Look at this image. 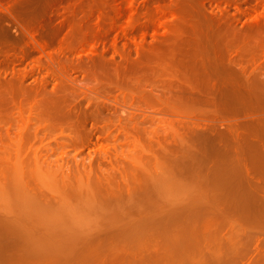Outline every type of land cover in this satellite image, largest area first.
<instances>
[{
  "label": "rangeland",
  "instance_id": "1",
  "mask_svg": "<svg viewBox=\"0 0 264 264\" xmlns=\"http://www.w3.org/2000/svg\"><path fill=\"white\" fill-rule=\"evenodd\" d=\"M217 67L225 71L220 69L224 71L220 73ZM235 69L244 71L241 78L264 80V0H0L1 194L18 192L15 196L20 199L27 190V194L31 192L25 186L19 194L24 187L21 183L28 181L29 174H36L43 180L39 181L43 190L51 185L49 192L58 185L50 194L61 187L71 191L70 184L84 192L78 201L69 195L71 200L65 198L68 206L60 204L67 216L70 211L73 216L78 211L89 216V210L95 211L90 199L95 196L100 197L98 201H106L109 195L118 194L116 206L108 199L109 205L101 199L98 206H121L125 217L109 213L105 218L102 213L103 217L98 218L96 212L101 207L96 206L93 218L83 221V214H78L76 223L72 221L76 216H68L70 225L65 230L79 232L68 242L60 241L61 235L50 242L2 241L7 232L3 230L0 264L254 261L261 235L259 224L249 223L247 218L260 202L253 197L256 191L252 185L257 184L258 191L264 194V171L251 174L248 182L229 166L215 169V173L211 165L208 168L189 163L179 147V134L188 130L184 125L192 127L203 111L213 108L206 100L213 95L208 87L222 77L230 78ZM202 98L207 104L199 101ZM238 117L244 119L245 114L241 112ZM220 121L223 126L230 122L219 120V124ZM87 188H93V192ZM131 188L133 193L128 196L127 189ZM94 190L100 195L95 192L89 198ZM85 192L90 193L86 195L88 202ZM34 196L33 202L29 197L24 200H30L31 205L30 201L27 204L41 211V200ZM67 200L79 202L78 210H71L78 204L70 206ZM16 201L7 205L19 210ZM98 201L95 202L99 204ZM53 204L42 206L54 208ZM83 204L85 210L89 204L87 213L81 209ZM66 207L70 209L68 213ZM126 207L132 210L128 213ZM108 223L116 228L129 226V231L117 239L103 233L108 239L102 235L97 240L92 231L107 229ZM260 240L264 244V236ZM108 245L121 246L116 247L119 254L97 253L111 247ZM49 248H69L71 252L44 253ZM77 249L84 250L77 253ZM128 251L133 257L124 255Z\"/></svg>",
  "mask_w": 264,
  "mask_h": 264
},
{
  "label": "bare ground",
  "instance_id": "2",
  "mask_svg": "<svg viewBox=\"0 0 264 264\" xmlns=\"http://www.w3.org/2000/svg\"><path fill=\"white\" fill-rule=\"evenodd\" d=\"M221 59V58H220ZM202 62V61H201ZM204 62V61H203ZM218 62V61H217ZM219 64H220V62H219ZM210 65V64H209ZM208 66V65H207ZM235 66V65H234ZM207 68V67H206ZM210 68V67H209ZM211 68H213L212 67V65H211ZM215 68V67H214ZM224 68V67H223ZM220 69H222V68H219L218 69V67H217V70H219L218 72H220ZM226 69V68H225ZM209 70V69H208ZM217 70H215L214 72H216V73H218L217 72ZM222 70H224V69H222ZM226 70H228V69H226ZM206 71V70H205ZM225 71V70H224ZM223 71V72H224ZM229 71V70H228ZM227 71V72H228ZM235 72L233 73V70H232V73H233V75L232 74H230L231 75V77L229 78L227 75V77H228V79H226V77H225V79L222 77L221 79H218L216 82H213L208 88H209V90H211V92L213 93V95L212 94H210V95H212L211 97H208L209 99H206L205 98V96H204V98L206 99V100H208L209 102H208V105H211L213 108L211 109V110H209V111H207V109H206V111L203 113L202 112V114H201V116L203 115V114H207L209 117H211V120H210V118L208 117L207 118V115L205 116V115H203L204 117H206V118H204L203 117V119H202V117L199 115V113H198V119H199V117H200V120H198L197 122H192L193 124V126L192 127H190L191 125H188L189 123H187V125L185 124L184 126H188V127H190V128H188L187 127V131H182V132H185V134L184 135H182L181 133V135L179 134V138H180V145H179V147H180V150L182 151V154H183V156H184V158H185V160H187V161H189V163H191V162H197V164H199V166H208V168H209V165H211V166H213L212 168L214 169H207V170H213V172H215V173H217L216 172V170L215 169H217L218 170V168L220 169V168H224L223 166H229V167H231L234 171H236V173H238V174H240L239 176H241V175H243V178H244V176L246 177L245 179H247V182H248V180H249V178L251 177V174H257V173H259L261 170H263L264 171V161H262V160H264V80H261L260 78L259 79H255V81H253V80H251L250 78H241L243 75H244V71L243 70H240L239 72H237V70L235 69L234 70ZM199 72V71H198ZM213 72V73H214ZM222 72V71H221ZM220 72V73H221ZM222 72V73H223ZM231 72V71H230ZM210 74L212 73V72H209ZM209 73H208V75H209ZM216 73L214 74V75H216ZM206 74V73H205ZM213 75V74H212ZM220 75H222V76H224L223 74H220ZM195 76V75H194ZM218 76H219V74H218ZM218 76H215L216 78H218ZM211 77V76H210ZM212 77H214V76H212ZM211 77V78H212ZM220 77V76H219ZM215 78V79H216ZM209 79V78H208ZM213 79V78H212ZM202 80V79H201ZM211 82V81H210ZM205 84V83H204ZM202 86V85H201ZM207 86V85H206ZM189 87V86H188ZM192 87V86H191ZM196 87V86H195ZM204 88V87H203ZM197 90V89H196ZM200 90V89H199ZM208 90V89H207ZM209 90L207 91V92H209ZM201 91V90H200ZM203 91V90H202ZM186 92V91H185ZM199 93V92H198ZM203 93V92H202ZM206 94V93H205ZM210 95H208L207 94V96H210ZM206 96V97H207ZM195 98V97H194ZM199 98V97H198ZM201 99V98H200ZM199 99V101H203V102H205L206 100L205 99H203L202 98V100H200ZM197 100V99H196ZM205 100V101H204ZM194 101H195V99H194ZM187 102V101H186ZM190 102H192V100H190ZM180 103V102H179ZM193 103V102H192ZM190 104V103H189ZM195 104V103H194ZM199 104V103H198ZM206 104H207V101H206ZM204 105H205V103H204ZM167 109V108H166ZM204 109V108H203ZM249 109H252L253 110V112L252 113H250L249 112ZM182 111V110H181ZM178 112V111H177ZM185 113H186V111H184ZM184 112H183V114H184ZM199 112H201V111H199ZM241 112H243L244 114H245V118L243 119L242 117V119H240L238 116H239V113H240V115H241ZM174 113H176V112H174ZM189 113V112H188ZM177 114V113H176ZM178 114H180V113H178ZM177 114V115H178ZM193 115H194V113H192ZM224 114H226V116H224ZM191 115V114H190ZM181 116H182V114H181ZM189 116V115H188ZM192 116V115H191ZM196 118H197V116H195ZM192 118V117H191ZM195 119V118H194ZM180 120V119H179ZM219 120H223V121H225V120H229L230 122L229 123H227V124H225L224 126H223V123L221 122V124H219L218 123V121ZM184 121V120H183ZM192 121V120H191ZM203 121V122H202ZM180 122V121H179ZM217 122V123H216ZM183 123H185V122H183ZM219 124V125H218ZM221 127H223L222 129H224V127H225V130H222L221 129ZM185 130H186V127H185ZM177 133V132H176ZM175 134V133H174ZM176 138V137H175ZM178 143H177V145H178ZM176 144V143H175ZM91 146V145H90ZM96 151V150H95ZM179 153V152H178ZM178 156V155H177ZM183 158V159H184ZM191 161V162H190ZM193 164V163H192ZM228 167V168H229ZM203 168V167H202ZM26 170V169H25ZM200 170V169H199ZM202 170V169H201ZM205 170V169H204ZM203 170V171H204ZM30 171H32V170H30ZM220 171V170H219ZM225 171L227 172L228 170H226L225 169ZM33 172V171H32ZM213 172L211 171V173L213 174ZM223 172V171H222ZM222 172H221V174H222ZM229 172V171H228ZM26 173V172H25ZM34 173H35V171H34ZM214 173V174H215ZM219 173V172H218ZM29 174V173H28ZM27 174V175H28ZM209 174H210V172H209ZM30 175V174H29ZM27 176L28 177V181H29V179H30V184L28 183V181H26L25 182V184L22 182H20L21 184H23V186L24 187H21V189L19 190V194H21L20 193V191L21 190H23L24 188H25V186H27V188L31 191L30 193H33L31 196L29 195L30 193L28 192V194H27V191L24 193L23 191V195L21 196L22 198H23V200L24 199H26V198H28L29 196V199L33 202L34 200H32V198L33 199H35L34 197V195H36V197H38L40 200H41V211H40V209H38V210H36L35 208H32V207H30V205H31V201L30 200H24V202L26 203H24L23 202V200H21V197H20V199H18L19 198V196H18V198H17V196H15V195H17L18 194V192H15V194H14V197H16V198H14L12 195V193H10V195L12 196H10L9 194H4V191L2 192V194H1V191H0V194L2 195V197L0 196V200H2V198L4 199L3 201H1L2 202V204H4V205H1V202H0V232L1 233H5L4 231L5 230H7V232H6V234H4L5 236L3 237V238H1V235L3 236V234H0V238L2 239V241H3V239H4V241H11V242H28L29 240L31 241V240H33V241H35V240H37V241H41V240H43V241H45V240H49V242H50V240H52V239H56V237H58V238H60L61 236H62V238H61V240L60 241H62V242H68L69 241V239H71V240H73V238H74V235L76 236H78V234L77 233H79V232H77L75 229H74V231L73 230H71L72 228V226H70V228L71 229H67V230H65L66 229V227L67 228H69L68 227V225H70V223H69V221L70 220H66V217H68V216H73L72 215V211H70V213H69V215L67 216L66 214H65V207L64 206H61L60 204L63 202L64 203V205H66L67 203H66V199L65 198H67V196H69L70 195V197H71V195H73V200H74V196H75V200L76 201H78L77 200V197L78 196H81V194H84V192L83 191H81L80 189V187L78 188V190H77V187L76 186H74L73 184H70V185H72L71 186V191H69V189H68V187H66V188H63V187H61L60 188V190H59V188H57L58 190V192H55L54 194H50V190H51V192H52V189H55L58 185H56V187H52V189L50 188V190H49V192L47 191L48 189H49V187H51V185L50 186H48V189L46 188V190H43V188H41L42 187V183H39V181H40V178H38L37 179V177H39V176H36V174L34 175V174H32V176L30 175V176ZM38 175V174H37ZM55 175V174H54ZM216 175H218V174H216ZM220 175V174H219ZM35 177L36 176V178H34V180L31 178V177ZM46 176V178H47V175H44V177ZM52 176V175H51ZM17 178H19V176L17 177ZM45 178V179H46ZM55 177H53V179H54ZM22 179V178H21ZM81 179H83V178H81ZM15 180H16V178H15ZM37 180H38V182H37ZM49 180V179H48ZM55 180H57L56 178L54 179V181L53 182H56L57 183V181H55ZM21 181V180H20ZM32 181H34V182H32ZM41 181H43V180H41ZM40 181V182H41ZM68 181V180H67ZM82 181V180H81ZM99 181V180H98ZM249 181H251V180H249ZM36 182V183H35ZM76 182V181H75ZM109 182H111V181H109ZM28 183V184H27ZM83 183V182H82ZM81 183V184H82ZM254 183H257V182H255L254 181ZM20 184V185H21ZM98 184V183H97ZM129 184V183H128ZM53 185V184H52ZM55 185V184H54ZM53 185V186H54ZM77 185V184H76ZM82 185H84V184H82ZM87 185H88V182H87ZM217 185V184H216ZM13 186V185H12ZM22 186V185H21ZM29 186V187H28ZM45 186V183H43V187ZM11 187V186H10ZM45 187H47V184H46V186ZM75 187V188H74ZM23 188V189H22ZM72 188H74V189H72ZM85 188V187H84ZM84 188H82V189H84ZM108 188V187H107ZM106 188V189H107ZM110 188V187H109ZM108 188V189H109ZM9 189V188H8ZM40 189H42V190H40ZM62 189V190H61ZM65 191H64V190ZM88 189V188H87ZM87 189H86V192H87ZM92 189V190H91ZM91 189H88V192L90 191H92L93 192V188H91ZM134 189L135 188H133V191H134ZM164 189V188H163ZM162 189V190H163ZM252 189H253V192H257V195L255 196V193H253V197H254V199H256V201L257 202H259V204L257 205V207H256V211H253V212H255L254 214L252 213V214H250L251 215V217L250 216H248L249 215V212L246 214H243V215H245V217L247 218V216L249 217V218H251V219H249V218H247V220H248V222H249V220L250 221H253V222H255L256 224H257V226H258V224H259V226H260V224H261V226L259 227H257L258 228V230L260 231L259 233H260V235L261 236H264V227H263V223L262 222H264V194H262V193H260L258 190V185L257 184H253L252 185ZM2 190V189H1ZM3 190H5V188L3 189ZM10 190V189H9ZM56 190V189H55ZM66 190L68 191V192H66ZM85 190V189H84ZM127 190H129L128 191V196H131V193H133L132 192V188H131V190L130 189H127ZM11 191V190H10ZM13 191H15V190H13ZM45 191V192H44ZM62 191V192H61ZM106 190H104V192H105ZM116 191V190H115ZM125 191V190H124ZM215 191V190H214ZM46 192H48L49 194H47ZM85 192V196L87 195H90V193L89 194H87ZM96 191L94 190V193H91L92 194V196L90 195L89 196V198H92L93 196H94V194H96L95 193ZM53 193V192H52ZM121 193V192H120ZM146 194H147V192H145ZM107 194V193H106ZM109 194V193H108ZM4 195V196H3ZM5 195H7V196H5ZM8 195L10 196V197H8ZM25 195H27V197H25ZM52 195V196H51ZM97 195L99 196L100 194H98L97 193ZM96 195V196H97ZM112 195V194H111ZM115 195V194H114ZM86 196V197H87ZM97 196V197H98ZM108 196V195H107ZM116 197L118 196V194L117 195H115ZM210 196H211V194H210ZM221 196V195H220ZM9 199V201H8V199ZM25 197V198H24ZM85 197V198H86ZM113 196H110L109 195V197H107V199L109 200V202H111V204L115 201L116 203H113V205H117V202H118V200L117 199H119V197H117V199H116V197H113ZM12 198V200L10 201V199ZM88 197H87V202L89 201L88 199H89ZM94 198H96L95 196L93 197V199L91 200L90 199V202H89V204H90V207L91 206H93V208H95V211H94V209L92 210V211H90L89 210V204H87V206L88 207H86V209L87 210H89V212H91V213H89L87 210H85V204L87 203L86 201H85V199L83 198L82 199V197L80 198L81 200H83L84 201V203L85 204H83V207H84V209H83V207L81 208L82 209V211L83 212H85V213H87V214H90L89 216H84V213H79V211L78 212H76L78 209L77 208H79L78 206H79V202H75V203H77L76 205L77 206H74L75 205V203H73V201L72 202H69V200H71V198L69 199V197L67 198V199H69V200H67L68 202H69V204L71 203H73V205H71L70 204V206H74V207H70L71 208V210H73L74 208H76V209H74V210H76V211H74L73 213L74 214H76V213H78L79 214V216L80 215H82V217H81V219H83V221L84 220H86L87 218H89L90 216L92 217V213H94V212H96V210L98 209V208H96V207H101L100 208V210L98 209V212H96V215H97V217L99 218V216L100 217H105V216H107V215H109V213H110V215H118V216H121V217H124V213H122L121 212V210H122V208H121V206H120V209L119 208H107L105 205H102V206H98V205H101L102 203L100 202L101 201V199H103V198H101L100 199V201H98L99 199L98 198H100V197H98V198H96V200H94ZM109 198H111V199H113V200H111V199H109ZM114 198H115V200H114ZM123 198H125V197H123ZM5 199H7V200H5ZM16 199L17 201V203L20 205V206H18V208H19V210L18 209H15L14 207L12 208V206H9L10 204L12 205V202H14V200ZM52 199H53V201L54 202H56V204H58V205H60L59 207H57L56 208V204L54 203H52ZM55 199V200H54ZM98 199V200H97ZM106 199V201L108 202V200ZM210 199V198H209ZM81 200H79L80 202H81ZM104 201H105V199H103ZM130 200V199H129ZM250 200V199H249ZM6 201V202H5ZM8 201V202H7ZM30 201V205L29 204H27V202H29ZM82 201V202H83ZM92 201H93V203L95 204H93L92 203ZM98 201V203L99 204H97L96 202ZM106 201H105V204H108V203H106ZM134 201V200H133ZM213 201V200H212ZM9 202H10V204H9ZM15 202V203H16ZM20 202H23V203H20ZM81 202V203H82ZM132 202V201H131ZM208 202V201H207ZM206 202V203H207ZM246 202V201H245ZM248 203H249V201H247ZM5 203H6V205H5ZM7 204H9V205H7ZM46 205V206H49V205H55L54 206V208L53 207H48V208H44L42 205ZM110 204V203H109ZM108 204V205H109ZM123 204H124V202H123ZM128 204V203H127ZM213 204V203H212ZM243 204H244V202H243ZM24 205V206H23ZM26 205H27V207H26ZM63 205V204H62ZM126 205V204H125ZM242 205V204H241ZM14 206V205H13ZM66 206H68V205H66ZM96 206V207H95ZM129 206V205H128ZM244 206V205H243ZM21 207V208H20ZM23 207H26V208H23ZM44 209H43V208ZM103 207V208H102ZM114 207V206H113ZM118 207V206H117ZM189 207V206H188ZM246 207H247V205H246ZM250 207V206H249ZM23 208V209H22ZM67 208V211H66V213H68V210H70L68 207H66ZM127 208V207H126ZM141 208V207H140ZM151 208H153V207H151ZM159 208V207H158ZM187 208V207H186ZM204 208V207H203ZM208 208H210V207H208ZM43 209V210H42ZM64 209V210H63ZM109 210L108 212H106V210ZM112 209V210H111ZM124 209V208H123ZM211 209V208H210ZM209 209V210H210ZM85 210V211H84ZM127 210H128V213L132 210V207H129V209L127 208ZM158 210V209H157ZM185 210V209H184ZM191 210V209H190ZM206 210H207V208H206ZM208 210V211H209ZM81 211V212H82ZM87 211V212H86ZM94 211V212H93ZM111 211H112V213H111ZM187 211V210H186ZM193 211V210H192ZM245 211V210H244ZM76 212V213H75ZM206 212V211H205ZM65 215H64V214ZM101 214V215H99V214ZM102 213H103V216H102ZM212 213V212H211ZM213 213H216V212H213ZM241 213V212H240ZM78 214H77V216H78ZM105 214V215H104ZM122 214V215H121ZM53 215H56V216H53ZM93 215H95V214H93ZM95 215V216H96ZM247 215V216H246ZM56 217V218H54V220H51V218H53V217ZM74 216H76V215H74ZM74 216L72 217V218H74ZM76 216V217H77ZM241 216V215H240ZM65 218V219H64ZM85 218V219H84ZM93 218V217H92ZM106 218V217H105ZM125 218V217H124ZM246 218H244L243 219V217H242V220L243 221H245L246 220ZM62 219V220H61ZM67 219H69V218H67ZM78 220L79 221V219H78V217L77 218H74L72 221H74V220ZM95 219V218H94ZM101 219V218H100ZM127 219V218H126ZM61 220V221H60ZM77 220L75 221L76 223H77ZM104 220V219H103ZM67 221V222H66ZM72 221H71V223H72ZM81 221V220H80ZM92 221V220H91ZM107 221V220H106ZM125 222V221H124ZM127 222V221H126ZM247 222V221H246ZM64 223V224H63ZM69 223V224H68ZM96 223V222H95ZM102 223V222H101ZM115 223V222H114ZM158 223V222H157ZM250 223V222H249ZM99 224V223H98ZM109 224V223H108ZM113 224V223H112ZM126 224H128V223H126ZM251 224H254V223H252L251 222ZM250 224V225H251ZM263 224V225H262ZM77 225V224H76ZM132 225V224H131ZM94 226V225H93ZM101 226V225H100ZM103 226V225H102ZM108 226V225H107ZM113 226V225H112ZM120 226V225H119ZM123 226H125V225H123ZM158 226V225H157ZM165 226V225H164ZM89 227V226H88ZM121 227V226H120ZM129 227V226H128ZM126 228V226L125 227H122V228H116L115 226H113V227H111L110 226V224H109V226L107 227V229H104V227H102V228H100V229H98V230H96L95 228V230H93L92 231V229L90 230V231H92V232H94L95 233V237H97V236H101L100 238H102V235H103V233H104V235L105 236H107L109 239L112 237V238H115V236H116V239L117 238H119V237H121V236H123L122 235V233L123 232H125V231H129V228ZM135 227V226H134ZM263 227V228H262ZM78 228V227H77ZM91 228V227H90ZM249 228H250V226H249ZM125 229H128V230H125ZM130 229H131V227H130ZM215 229V228H214ZM2 230V231H1ZM4 230V231H3ZM80 230V229H79ZM78 230V231H79ZM254 230V229H253ZM257 230V231H258ZM134 231V230H133ZM91 232V233H92ZM254 232V231H253ZM8 233V234H7ZM89 233V232H88ZM126 233V232H125ZM124 233V234H125ZM135 233V232H134ZM134 233H131V234H134ZM90 234V233H89ZM93 234V233H92ZM92 234H90L91 236H92ZM120 234V235H119ZM244 234V233H243ZM257 234V233H256ZM61 235V236H60ZM80 235V234H79ZM83 235V234H82ZM85 235V234H84ZM90 235L88 236V237H90ZM94 235V234H93ZM103 235V236H104ZM76 236V237H77ZM103 237V239L105 240V239H108L107 237ZM129 236V235H128ZM252 236V235H251ZM258 236V235H257ZM261 236L259 237L258 236V239H259V243L257 244V246H256V249H257V252H258V257H255L254 259H252V260H254V261H252V262H250V264H264V244L262 243V241L260 240L261 239ZM73 237V238H72ZM81 237V236H80ZM85 237V236H84ZM57 238V239H58ZM87 238V237H86ZM92 237H90V239H91ZM215 238V237H214ZM246 238V237H245ZM5 239H7V240H5ZM78 239V238H77ZM88 239V238H87ZM93 239H95L94 237H93ZM92 239V242L93 243H96V242H94V240ZM97 240H98V237L96 238ZM95 239V240H96ZM123 239V238H122ZM85 240V239H84ZM112 240V239H111ZM134 240V239H133ZM242 240V239H241ZM244 240H246V239H244ZM255 240H256V238H255ZM1 241V240H0ZM75 241V240H74ZM90 241V240H89ZM114 241V240H113ZM11 242H9V243H11ZM88 242V241H87ZM91 242V243H92ZM98 242V241H97ZM124 243H125V241H123ZM127 242V241H126ZM246 242V241H245ZM46 243V242H45ZM92 243V244H93ZM106 243V242H105ZM114 242H112V244H113ZM121 243V242H120ZM120 243H118V244H120ZM128 243H129V241H128ZM198 243H200L199 241H198ZM212 243V242H211ZM214 243V242H213ZM216 243V242H215ZM231 243H233V242H231ZM238 243H240V242H238ZM248 243V242H247ZM31 244V243H30ZM48 244V243H47ZM49 244H51V243H49ZM72 244H75V243H72ZM89 244V242L87 243V245ZM104 244V243H103ZM107 244V243H106ZM105 244V245H106ZM109 244V243H108ZM225 244H228V243H225ZM236 245H237V243H235ZM63 245V244H62ZM84 245H86V242H85V244ZM89 245H91V244H89ZM94 245V244H93ZM96 245V244H95ZM121 245V244H120ZM124 244H122V246H123ZM131 245H133V244H131ZM130 245V246H131ZM205 245V244H204ZM209 245V244H208ZM97 246H98V244H97ZM107 246V245H106ZM105 246V247H106ZM108 246H111L110 248H108V247H104L105 249L104 250H102L101 249V251H99V252H97L98 254H102L103 252L104 253H113V255L114 254H119L118 253V249L116 248V247H118V246H116L115 248H113L112 247V245H108ZM199 246V245H198ZM207 246V245H206ZM1 247V246H0ZM6 247V246H5ZM10 247V246H9ZM54 247V246H53ZM56 247H58V246H56ZM83 247V246H82ZM119 247H121V246H119ZM223 247H225V246H223ZM63 248V247H62ZM96 248V247H95ZM122 248H124V247H122ZM131 248V247H130ZM203 248H205L204 246H203ZM227 248V247H226ZM225 248V249H226ZM11 249V248H10ZM47 249V248H46ZM50 249V250H49ZM47 251H45L44 249V253L46 252V253H50V254H56V253H61L62 251H66V252H68V250H69V248H64V249H51V248H49ZM68 249V250H67ZM81 249V248H80ZM94 249V248H93ZM129 249V248H128ZM208 249V248H207ZM237 249V248H236ZM235 249V250H236ZM30 250V249H29ZM82 250H84V249H82ZM81 250V251H82ZM88 251H89V249H87ZM120 250V249H119ZM132 250V249H131ZM130 250V251H131ZM216 250V249H215ZM224 250V249H223ZM238 250V249H237ZM241 250V249H240ZM70 251V250H69ZM80 250L78 251V249L76 250V252L77 253H80L81 252ZM92 251V250H91ZM94 251V252H93ZM92 252L93 253H95V251H97V249L96 250H93ZM116 251H117V253H116ZM242 251V250H241ZM240 251V252H241ZM33 252V251H32ZM71 252V251H70ZM120 252V251H119ZM122 252V251H121ZM125 252V251H124ZM129 252V251H128ZM137 252H139V251H137ZM221 252H222V249H221ZM225 252V251H224ZM244 252V251H243ZM12 253V252H11ZM63 253V252H62ZM76 253V254H77ZM134 253H135V251H134ZM199 253V252H198ZM233 253H235V252H233ZM239 253V252H238ZM249 253V252H248ZM68 254V253H67ZM124 254V253H123ZM131 255L132 257H133V253L131 254V252H129V253H125L124 255ZM214 254V253H213ZM247 254V253H246ZM57 255V254H56ZM92 256H93V254H91ZM108 255V254H107ZM144 255H146V254H144ZM239 256H240V254H238ZM241 255H242V253H241ZM248 255V254H247ZM51 256V255H50ZM95 256V255H94ZM117 256V255H116ZM149 256H151V254L149 255ZM31 257V256H30ZM114 257V256H113ZM146 257V256H145ZM235 257H236V255H235ZM234 257V258H235ZM62 258V257H61ZM80 258V257H79ZM96 258V257H95ZM94 258V259H95ZM224 258V257H223ZM230 258V257H229ZM81 259V258H80ZM124 259V258H123ZM122 259V260H123ZM134 259V258H133ZM141 259V258H140ZM215 259V258H214ZM218 259V258H217ZM237 259H239V258H237ZM251 259V258H250ZM105 260V259H104ZM120 260V259H119ZM121 260V261H122ZM144 260V259H143ZM219 260V259H218ZM230 261L232 260L231 258L229 259ZM228 260V261H229ZM96 261V260H95ZM98 261V260H97ZM103 261V260H102ZM138 261V260H137ZM223 261V260H222ZM228 261H226L227 263H228ZM232 261H235V262H233L234 264L235 263H237L238 264V262H236V260L235 259H233ZM238 261V260H237ZM81 262V261H80ZM135 262V261H134ZM219 262V261H218ZM79 263V262H78ZM77 263V264H78ZM97 263V262H96ZM98 263H101V264H104V262L102 263V262H99L98 261ZM139 263H140V260H139ZM84 264V263H83ZM87 264V263H86ZM106 264H108V263H106ZM214 264V263H213ZM220 264V263H219ZM221 264H223V263H221ZM231 264V263H230ZM247 264H249V263H247Z\"/></svg>",
  "mask_w": 264,
  "mask_h": 264
}]
</instances>
